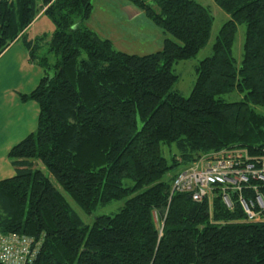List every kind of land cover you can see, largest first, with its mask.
Segmentation results:
<instances>
[{
  "label": "trees",
  "instance_id": "16d2710c",
  "mask_svg": "<svg viewBox=\"0 0 264 264\" xmlns=\"http://www.w3.org/2000/svg\"><path fill=\"white\" fill-rule=\"evenodd\" d=\"M130 1L169 35L159 51L114 50L84 25L92 0H0V51L42 10L55 26L50 36L21 35L43 74L20 97L36 101L39 116L7 154L14 174L0 180V234L32 240L26 264H264V211L248 222L219 194L209 203L171 192L174 170L203 155L263 152L256 107H264V0H214L229 20L196 66L188 97L173 88L172 66L207 44L211 13L194 0ZM234 92L239 100L223 98ZM63 193L89 216L114 200L124 204L87 224Z\"/></svg>",
  "mask_w": 264,
  "mask_h": 264
},
{
  "label": "rangeland",
  "instance_id": "374dc122",
  "mask_svg": "<svg viewBox=\"0 0 264 264\" xmlns=\"http://www.w3.org/2000/svg\"><path fill=\"white\" fill-rule=\"evenodd\" d=\"M204 6L212 15V26L210 29V38L207 44L201 48L198 53L187 60L176 61L172 66V71L178 75L173 88L185 97H188L190 91L196 82V66L198 63L208 57L212 52V44L216 39L217 33L224 22L229 20V15L217 6L214 0H194ZM92 11L84 25L95 32L100 38L108 39L112 42L116 51L124 52L128 55H147L159 51L164 38L169 37L159 26L145 15L141 7L130 0H92ZM52 19L43 14L37 20L32 32H45L50 36L54 31ZM244 24L238 25L235 31V37L232 43V57L235 59V65H239L243 54V41L245 37ZM46 47L41 48L44 53ZM52 59V58H51ZM223 98L226 101L239 100L241 95L237 92L225 94ZM257 113L264 115V107L257 106ZM140 126V121L139 124ZM174 146H172L173 148ZM163 154L166 158L170 152L166 146H162ZM198 160V159H197ZM195 160V162L197 161ZM189 165H181L174 171L186 168ZM66 200L69 201L71 208L77 212L84 223L91 224L93 218L97 216L110 215L117 211L123 204V200H114L113 202L97 207L91 216L81 210L69 195L63 193Z\"/></svg>",
  "mask_w": 264,
  "mask_h": 264
},
{
  "label": "built area",
  "instance_id": "2783aa9c",
  "mask_svg": "<svg viewBox=\"0 0 264 264\" xmlns=\"http://www.w3.org/2000/svg\"><path fill=\"white\" fill-rule=\"evenodd\" d=\"M171 192L195 202H211L219 194L223 205L239 207L245 221L259 222L264 211V149L250 155L244 148L214 151L176 172ZM36 251L32 240L18 234H0V264H26Z\"/></svg>",
  "mask_w": 264,
  "mask_h": 264
},
{
  "label": "crops",
  "instance_id": "0c3cea01",
  "mask_svg": "<svg viewBox=\"0 0 264 264\" xmlns=\"http://www.w3.org/2000/svg\"><path fill=\"white\" fill-rule=\"evenodd\" d=\"M42 15L43 10L21 35L33 39L45 33L39 31L30 34ZM21 35L0 51V180L14 174L7 158L10 148L30 135L38 124L36 101H24L20 96L35 89L43 70L30 61L28 50L21 42Z\"/></svg>",
  "mask_w": 264,
  "mask_h": 264
},
{
  "label": "water",
  "instance_id": "95a60500",
  "mask_svg": "<svg viewBox=\"0 0 264 264\" xmlns=\"http://www.w3.org/2000/svg\"><path fill=\"white\" fill-rule=\"evenodd\" d=\"M188 198H190L188 195H187Z\"/></svg>",
  "mask_w": 264,
  "mask_h": 264
}]
</instances>
